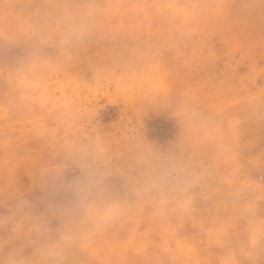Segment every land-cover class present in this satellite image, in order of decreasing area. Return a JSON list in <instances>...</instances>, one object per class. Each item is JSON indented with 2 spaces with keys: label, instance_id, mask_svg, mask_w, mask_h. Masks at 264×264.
Instances as JSON below:
<instances>
[{
  "label": "rangeland",
  "instance_id": "rangeland-1",
  "mask_svg": "<svg viewBox=\"0 0 264 264\" xmlns=\"http://www.w3.org/2000/svg\"><path fill=\"white\" fill-rule=\"evenodd\" d=\"M0 264H264V0H0Z\"/></svg>",
  "mask_w": 264,
  "mask_h": 264
},
{
  "label": "clouds",
  "instance_id": "clouds-1",
  "mask_svg": "<svg viewBox=\"0 0 264 264\" xmlns=\"http://www.w3.org/2000/svg\"><path fill=\"white\" fill-rule=\"evenodd\" d=\"M69 28L72 24L69 21ZM170 174L167 169L162 170L153 177L156 186L163 187L167 184ZM100 181L90 170L85 172L84 179L75 185L73 190L77 193V209L87 219L97 222H107L115 218L122 210L123 205L116 200L99 199L94 193L99 192ZM48 254L53 258L60 255V248L53 245L49 248Z\"/></svg>",
  "mask_w": 264,
  "mask_h": 264
}]
</instances>
